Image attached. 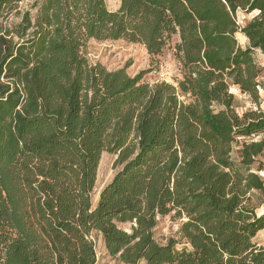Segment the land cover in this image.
Returning <instances> with one entry per match:
<instances>
[{
	"label": "trees",
	"instance_id": "obj_1",
	"mask_svg": "<svg viewBox=\"0 0 264 264\" xmlns=\"http://www.w3.org/2000/svg\"><path fill=\"white\" fill-rule=\"evenodd\" d=\"M70 1L49 0L46 6L70 8ZM71 2L75 3V0ZM258 2L264 5V0H121L120 18L141 11L151 15L154 31L160 30V24L168 27L188 25L190 32L186 39L194 40L190 46L197 51L199 44L203 50L207 44V49L212 52L213 63L206 64L212 71L210 79L221 72V68L227 72L225 78L217 75V79L209 82L203 65L199 69V62L190 64V73L194 70L203 78L199 85V80L191 77L193 73L187 76L183 92L184 96L190 93V103H184L176 94L165 99V90L158 87L138 107L140 95L147 93V88L125 79L122 72L109 80L100 69H93L87 76L88 92L83 97L80 79H73L68 88L59 84L62 79L69 78L66 66L76 62L71 55L66 57L63 53L62 61L51 67L53 100L43 99L45 111L24 124L22 161L36 156L39 158L37 167L41 168L53 158L57 163L56 171L43 173V177L57 181L61 174L58 171L60 163L69 178L74 179L76 173L87 178L79 183L83 189L93 183L97 167V159L93 158L99 153L117 151L116 164L122 165L100 193L98 206L86 208L83 218L76 212L75 195L70 206L60 209L58 198L54 199L44 189L47 202L37 214H40V222L53 229L66 246L72 264H94L92 244L86 237V258H76V245L84 241L80 228L84 229L85 236L92 230L99 231L109 253L112 256L121 254L119 259L128 263L145 258L148 264H203L200 260L207 261L206 249L212 248L222 264H264V245L254 241L257 233L264 230V213L257 215L256 210L262 202L254 201L252 195L264 193V181L252 169L264 152V140L253 139L264 133V112L259 107L256 111H246L242 117L247 120L242 122L235 111L233 94L223 86L227 80L231 82L227 85L258 100L255 78L260 69L253 62L251 49L264 50V20L260 27L245 24L249 33L244 35L249 45L242 49L235 38L234 28L238 24L233 16L238 8L262 11ZM83 3L85 13L93 17L96 24L108 22L110 18L103 0H83ZM208 20L213 22L212 26L205 23ZM199 22L210 27L203 25L202 41ZM257 28L261 29L262 35L254 38L252 33ZM154 31L152 34L155 35L157 31ZM93 34L99 36L101 32H91L89 37ZM226 43L232 44L237 53L230 49L226 51ZM10 58L12 56L6 61ZM199 89L203 95H199ZM48 104L54 105V115L48 112ZM113 112L123 123L116 132L117 138L109 145L105 135L110 125L108 115ZM135 117L144 119L139 129L141 136H145L146 129L151 132L149 137H143L142 144L129 145L128 137L134 131L131 120ZM42 126L47 127L49 140L35 143L28 150V132ZM238 137L248 141L242 143L239 155L233 158L232 144ZM259 166L256 171L260 170ZM32 171L34 169H29L26 162L24 174L31 176ZM0 185L6 187V184ZM171 211L187 216L188 220L181 226V237L196 249V253L186 249L176 253L173 250L176 243L172 239L164 245L155 241L152 230L158 216L163 217ZM133 222L136 225L130 226V234L118 226ZM34 231L33 225L28 223L18 228L22 240L29 243L40 240L36 239L39 236ZM32 248L37 249V246ZM149 248L153 249L152 255ZM36 253L35 256L41 259L48 260L53 256L48 250L41 256Z\"/></svg>",
	"mask_w": 264,
	"mask_h": 264
},
{
	"label": "rangeland",
	"instance_id": "obj_2",
	"mask_svg": "<svg viewBox=\"0 0 264 264\" xmlns=\"http://www.w3.org/2000/svg\"><path fill=\"white\" fill-rule=\"evenodd\" d=\"M71 1L70 8L57 9L46 6L49 0H0V68L3 66L0 69V184H6V187H0V264H72L66 246L62 245L53 229H49L45 222L43 224L40 222V214H37V210L45 208L47 194L44 191L48 190V195L54 199L58 198L60 209L70 206L75 195L76 212H80L79 217L83 218L86 208L95 209L98 206L100 193L122 166L116 164L117 151L99 153L97 158H93V160L97 159L93 183L86 189L80 187L79 183L82 180L86 181L87 178L77 173L74 179L69 178L67 172L63 173L60 163L59 179L46 180L43 173L56 171L57 163L53 158L48 159L40 168L37 167L39 158L30 156L31 158L26 162L29 169L34 171L31 172V176L24 174L26 162L22 161L20 153L25 145L21 140V132L28 119L35 118L38 113L45 111L42 108L43 99L53 100L51 85H54V82L51 79V67L58 65L59 60L62 61L65 55L63 53H66V57L71 55L76 62L66 66L69 78L59 81L60 85L68 88L73 79H80V93L84 97L88 92L87 76L93 72V69L102 70L109 80L122 72L125 79L136 82L138 87L147 88V93L140 95L138 107H141L149 99L152 91L158 87L165 90V99L170 94H176L184 103H190L192 101L190 93L184 96L185 92H183L187 76L193 73L194 76L191 77L199 80V85L203 79L201 73L194 70L190 73L188 66L193 62L196 65L199 62V69L204 66L209 82L217 79V75L222 79L227 76V72L221 68V72L214 74L210 79L209 73L212 71L206 64L211 61L213 63L212 52L207 49V44H204V50L199 44L197 51L194 50V46H190L194 40L189 37L186 39L187 32H190L186 24L179 26L172 24L171 27L160 24V30L156 29L157 33H155L153 28L155 24L150 22L151 15L137 11L134 16L125 14L120 18L121 0H104V8L110 19L107 23L96 24L94 18L85 13L83 0H75V3ZM257 5L261 6L262 11L259 12L258 8L250 10L246 7L235 9L236 13L233 16L239 21L238 27H242L234 28L235 38L242 47L247 45V42H244L247 39L244 33H249L248 29L244 28L245 24L250 23L253 27H260L261 21L264 20V5L259 2ZM230 12L232 13L231 9ZM67 15L70 17L67 18ZM205 23L210 26L213 24L211 20ZM206 24L201 22L198 24L201 41L204 39V36H201L202 29ZM153 31L155 35L152 34ZM91 32H101V35L93 34L94 36L89 37ZM252 35L254 38L260 37L261 29L257 28ZM186 42L189 43L188 48ZM224 49L237 53V49L230 43H226ZM10 56L12 58L6 61ZM253 58L258 65H264V52H256ZM10 64H12L11 69L8 68ZM261 67L263 71L259 80L264 84V66ZM227 82L226 80V85L223 86L233 94L235 111L240 118L243 119V113L246 111H256L257 107L264 112L263 93L257 91L259 101L255 103L252 97L242 94L237 87L227 85ZM215 83L221 84L218 81ZM199 95H203L201 89ZM165 99H163L164 103ZM47 106L48 112L54 115L56 112L54 105ZM213 108L220 109L219 106ZM108 116H110V125L105 139L106 143L111 145L117 138L116 132L123 121L119 120L116 112ZM246 120L247 118L241 121ZM142 122L144 119L141 117L131 120L134 131L128 137L129 145L142 144L143 137H149L151 130L148 129L144 131L145 136L139 134ZM46 129V126H42L38 130L28 132V150L35 143L49 140L50 135L47 134ZM253 139L264 140V133ZM244 141L248 140L243 137L235 139V143L232 144L233 158L236 154L239 155ZM77 147L79 149L80 145ZM257 161L258 164L255 163L252 169L264 181V152ZM259 164L260 170L256 171ZM252 195L254 201L262 202L256 210L257 215L264 213V193L254 192ZM187 220L186 215H176L174 212L165 217L158 216L157 225L153 230L155 241L164 245L172 239L176 243L173 249L176 253L183 249L196 253V249L181 237V226ZM26 223L33 225L34 234L39 236L36 239L40 240L32 243L22 240L18 228ZM118 226L129 228L126 224ZM80 229L84 241L76 245L77 259L86 258L88 251L84 238L86 237L92 244L94 264H148L145 258H140L135 263L121 261L119 259L121 254L112 256L109 253L99 231L92 230L85 236L84 229ZM254 241L264 245V230L257 233ZM34 245L38 250L32 248ZM47 250L53 254L52 258L47 260L35 256L36 252L41 256L42 252ZM123 250L125 251L126 248ZM152 250L149 248L151 255ZM206 251L207 261L200 260L201 263L222 264L212 248Z\"/></svg>",
	"mask_w": 264,
	"mask_h": 264
},
{
	"label": "crops",
	"instance_id": "obj_3",
	"mask_svg": "<svg viewBox=\"0 0 264 264\" xmlns=\"http://www.w3.org/2000/svg\"><path fill=\"white\" fill-rule=\"evenodd\" d=\"M237 40V39H236ZM244 42H247V45H245V47H242V46H240L242 49H245V48H247L248 47V40L246 39ZM258 51H261V52H264V50H261V49H251V57H252V59H253V62H254V64L260 69V71H259V73H258V75H257V77L255 78V82H256V86H255V88H256V91H258L259 93H263L264 94V84L262 83V81H260L259 79L261 78V76H262V71H263V68L261 67V66H264V65H262V64H260V65H258L257 63H256V61H254V58H253V55L256 53V52H258ZM255 52V53H254ZM258 92H257V95H258ZM244 95H246V96H249V95H247V94H244ZM250 97V96H249ZM255 101V100H254ZM257 101H259V95H258V100ZM257 101H255V103L257 102Z\"/></svg>",
	"mask_w": 264,
	"mask_h": 264
},
{
	"label": "flooded vegetation",
	"instance_id": "obj_4",
	"mask_svg": "<svg viewBox=\"0 0 264 264\" xmlns=\"http://www.w3.org/2000/svg\"><path fill=\"white\" fill-rule=\"evenodd\" d=\"M103 1H104V0H103ZM171 212H174V213L176 214L175 211H171ZM171 212H169L168 214H170ZM168 214H167V215H168ZM167 215H165V216H167ZM182 215H184V214H182ZM165 216H164V217H165ZM157 220H158V218H157ZM157 222H158V221H157ZM126 225L129 226L128 229L121 228V227H119V228L130 234V232H131V231H130V226H135L136 224L133 222V223H130V224L126 223ZM156 225H157V224H156ZM155 227H156V226H155ZM155 227H154V228H155ZM154 228H153V230H154ZM153 230H152V231H153Z\"/></svg>",
	"mask_w": 264,
	"mask_h": 264
},
{
	"label": "built area",
	"instance_id": "obj_5",
	"mask_svg": "<svg viewBox=\"0 0 264 264\" xmlns=\"http://www.w3.org/2000/svg\"><path fill=\"white\" fill-rule=\"evenodd\" d=\"M237 24H239V21H237ZM261 214H262V213H261ZM261 214H260V215H261Z\"/></svg>",
	"mask_w": 264,
	"mask_h": 264
}]
</instances>
